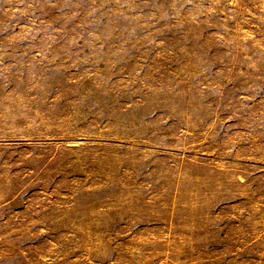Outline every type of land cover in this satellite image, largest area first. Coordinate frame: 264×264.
I'll use <instances>...</instances> for the list:
<instances>
[{"label": "rangeland", "instance_id": "1", "mask_svg": "<svg viewBox=\"0 0 264 264\" xmlns=\"http://www.w3.org/2000/svg\"><path fill=\"white\" fill-rule=\"evenodd\" d=\"M0 264H264V0H0Z\"/></svg>", "mask_w": 264, "mask_h": 264}]
</instances>
